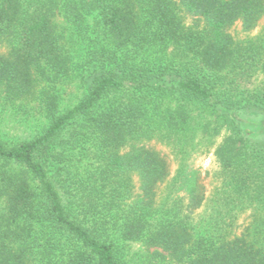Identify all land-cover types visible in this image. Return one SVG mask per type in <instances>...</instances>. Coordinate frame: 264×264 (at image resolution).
Listing matches in <instances>:
<instances>
[{"label":"trees","instance_id":"trees-1","mask_svg":"<svg viewBox=\"0 0 264 264\" xmlns=\"http://www.w3.org/2000/svg\"><path fill=\"white\" fill-rule=\"evenodd\" d=\"M263 16L264 0H0V108L47 119L0 137V264H130V242L171 264H264V140L240 117L264 129ZM152 141L177 163L164 198ZM209 149L206 189L190 159Z\"/></svg>","mask_w":264,"mask_h":264},{"label":"rangeland","instance_id":"rangeland-1","mask_svg":"<svg viewBox=\"0 0 264 264\" xmlns=\"http://www.w3.org/2000/svg\"><path fill=\"white\" fill-rule=\"evenodd\" d=\"M262 26H264V16L260 18L257 27L251 30L249 34H257ZM241 29V23L236 22L230 31L235 36L242 37L245 33L242 32ZM2 51L3 48L0 46V53ZM58 88L62 96L61 109L75 103L83 90L82 82L75 73H73L72 80L59 84ZM34 111L32 103L28 104L27 107L24 105L20 107L15 104L7 106L4 109L0 108V137L8 144H14L39 133L46 126L47 119L41 114H35ZM240 117L243 120V129L247 131L248 136L264 140V129L261 128V118L259 115L248 112L246 114H241ZM148 146H151L160 154L165 155L170 164L171 174L157 187L159 195L164 198L167 195L168 183L174 175L177 163L172 159L173 156L170 155L171 153L163 144L152 141L148 143ZM212 151L213 149H209L204 154L195 155L190 159V164L200 170L201 180L206 189L210 188L212 172L217 168ZM86 167L85 160H83L80 164V168H78L80 176H85L84 168ZM136 179L137 178H134V180ZM153 250V248H146L137 242L127 243L124 249V251L127 252L126 257L130 264H171V262H167L166 260L161 261L159 257L152 255Z\"/></svg>","mask_w":264,"mask_h":264}]
</instances>
